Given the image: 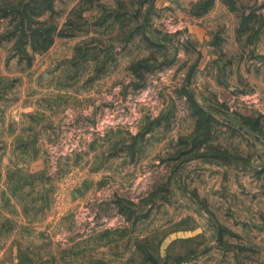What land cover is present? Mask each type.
<instances>
[{
	"label": "rangeland",
	"instance_id": "rangeland-1",
	"mask_svg": "<svg viewBox=\"0 0 264 264\" xmlns=\"http://www.w3.org/2000/svg\"><path fill=\"white\" fill-rule=\"evenodd\" d=\"M0 264H264V0H0Z\"/></svg>",
	"mask_w": 264,
	"mask_h": 264
}]
</instances>
